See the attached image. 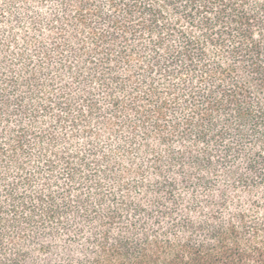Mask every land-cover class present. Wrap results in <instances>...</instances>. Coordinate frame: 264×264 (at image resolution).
Listing matches in <instances>:
<instances>
[{"label":"trees","instance_id":"obj_1","mask_svg":"<svg viewBox=\"0 0 264 264\" xmlns=\"http://www.w3.org/2000/svg\"><path fill=\"white\" fill-rule=\"evenodd\" d=\"M0 264H264V0H0Z\"/></svg>","mask_w":264,"mask_h":264}]
</instances>
